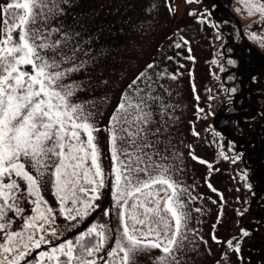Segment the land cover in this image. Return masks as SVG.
I'll use <instances>...</instances> for the list:
<instances>
[{"label": "rangeland", "instance_id": "1", "mask_svg": "<svg viewBox=\"0 0 264 264\" xmlns=\"http://www.w3.org/2000/svg\"><path fill=\"white\" fill-rule=\"evenodd\" d=\"M9 2L0 0L4 6ZM262 6L264 0H232V17H224L211 0L192 4L186 0H64L63 13L50 23L79 41L80 59L86 61L70 77L80 85L73 101L85 104V110L92 112V119L101 129L95 133V142L105 187L95 201L99 208L78 227L72 228L70 222L56 216L62 240L74 239L91 224L105 225L113 230L112 239L99 255L111 259L107 253L117 238L114 230L119 221L114 213L104 214L105 209L114 207L109 134L104 129L121 93L145 72L155 81L153 95L166 106L162 117L154 106V119H163L166 125L165 136L161 137L166 143L159 147L163 150L167 144L163 163L179 183L180 198L188 213V240L181 264H264V155L256 153L254 141L248 138L253 131L264 134V12L257 10ZM6 23L11 24V20ZM12 35L18 40L19 30ZM239 36L254 46L260 64L252 67L253 72L243 81L246 100L253 107L230 121L231 138L216 128L214 117L218 111L228 109L239 91L233 84L235 61L229 49ZM149 64L153 67L148 68ZM24 70L30 71V66ZM237 155L239 159L233 163ZM47 181L45 176L41 191L56 208ZM21 206L25 215L31 214L27 200L21 201ZM22 223L21 218H15L11 230H19ZM241 229L249 234L243 236ZM47 238L55 240L50 234ZM229 239H233V245L239 243V252L225 243ZM48 248L42 245L32 250L25 261L36 264L38 252ZM161 254L158 249L150 253L152 257ZM138 264L150 261L141 255Z\"/></svg>", "mask_w": 264, "mask_h": 264}, {"label": "snow or ice", "instance_id": "2", "mask_svg": "<svg viewBox=\"0 0 264 264\" xmlns=\"http://www.w3.org/2000/svg\"><path fill=\"white\" fill-rule=\"evenodd\" d=\"M63 2L10 0L6 6L0 4V264H21L42 245L49 248L38 252L36 264H138L141 255L150 264H181L188 213L180 185L163 163L167 144L163 150L159 147L166 143L161 140L166 125L163 119H154V106L161 117L166 106L153 95L155 81L145 72L121 93L104 129L109 134L114 180V207L104 214L114 213L119 221L114 230L117 238L107 253L111 259L99 255L112 239L113 230L105 225L91 224L74 239L60 238L56 216L78 227L99 208L95 201L105 187L95 142V133L101 129L86 105L73 101L80 85L70 77L86 61L80 59L79 41L50 23L63 13ZM257 10L264 12V6ZM9 19L11 24L6 23ZM15 30H19L18 40L12 35ZM25 66L31 70H24ZM238 159L239 155L233 163ZM45 176L56 208L42 194ZM23 200L32 206L29 215L21 206ZM17 217L23 223L12 231ZM240 231L243 236L249 234ZM49 234L55 240L48 239ZM212 239L217 238L213 235ZM233 239L225 243L239 252V243L233 245ZM154 249L162 254L152 257Z\"/></svg>", "mask_w": 264, "mask_h": 264}, {"label": "trees", "instance_id": "3", "mask_svg": "<svg viewBox=\"0 0 264 264\" xmlns=\"http://www.w3.org/2000/svg\"><path fill=\"white\" fill-rule=\"evenodd\" d=\"M218 13L224 17H232L230 6L232 0H211ZM231 47V48H230ZM229 49L232 53L231 59L235 61L234 67L231 70L233 75V84L236 89H239L233 98V101L228 106L226 111H218L214 117V125L226 135H232L230 131V121L236 114L250 111L253 107L252 103L247 101V90L244 88V80L248 74L253 72V68L260 64L259 54L252 44H250L244 36H239L235 42L230 45ZM230 54V53H229ZM233 57V58H232ZM250 60V62H248ZM258 136L259 138L255 139ZM264 137L259 132L253 131L249 134V141H254L256 145V153L264 155ZM235 139H237L235 137Z\"/></svg>", "mask_w": 264, "mask_h": 264}, {"label": "flooded vegetation", "instance_id": "4", "mask_svg": "<svg viewBox=\"0 0 264 264\" xmlns=\"http://www.w3.org/2000/svg\"><path fill=\"white\" fill-rule=\"evenodd\" d=\"M232 138V137H231Z\"/></svg>", "mask_w": 264, "mask_h": 264}]
</instances>
